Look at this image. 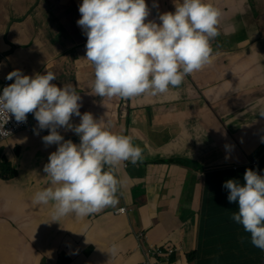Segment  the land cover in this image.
<instances>
[{
  "label": "crops",
  "instance_id": "obj_1",
  "mask_svg": "<svg viewBox=\"0 0 264 264\" xmlns=\"http://www.w3.org/2000/svg\"><path fill=\"white\" fill-rule=\"evenodd\" d=\"M82 2L0 0V55L6 54L0 59V86L14 82L6 77L15 69L29 76L55 73L51 83L71 84L79 93L81 114L89 112L112 132L131 136L143 158L119 165L123 186L116 207L52 221V203L37 205L33 198L52 187L44 166L58 145H45L49 129L40 130L29 113L33 129L0 142V264H143L139 232L147 237L144 250L179 249L162 264H242L240 258L263 255L233 219L238 202H229L223 184L229 179L243 183L247 169L264 176V35L252 34L264 33V9L244 8L237 0L232 11L224 9L226 24L218 23V41L210 43L216 45L211 63L224 83L205 88L194 78L183 93L171 87L162 95L122 99L94 95V73L81 75L75 66L86 51L76 33L77 27L83 30L77 24ZM247 11L257 25L249 24L251 17L235 25L231 17ZM243 30L249 35L240 39ZM121 102L127 111L124 130L114 110ZM69 123L78 125L80 117L73 115ZM57 131L64 140L80 143L72 128ZM210 197L221 204L206 217ZM124 206L132 211L114 214ZM260 261L264 264V256Z\"/></svg>",
  "mask_w": 264,
  "mask_h": 264
},
{
  "label": "clouds",
  "instance_id": "obj_2",
  "mask_svg": "<svg viewBox=\"0 0 264 264\" xmlns=\"http://www.w3.org/2000/svg\"><path fill=\"white\" fill-rule=\"evenodd\" d=\"M79 12L77 24L87 36L85 57L94 66L91 87L101 97L168 93L170 86L178 87L186 75L211 63L210 40L220 34V11L205 0L175 3L174 12L160 14V23L146 22V0H83ZM6 78L14 82L4 87L0 110L11 113L17 122L33 113L39 129H49L42 138L45 145H58L44 166L52 187L37 191L33 202H51L52 221L116 207L123 186L119 165L142 161L143 149L133 144L131 136L104 127L91 113L81 114L79 93L71 84L51 83L57 79L55 73L29 76L15 69ZM73 115L80 117L78 125L69 123ZM58 127L72 128L80 143L64 140ZM243 180L229 179L223 187L229 190V202H238L233 219L250 233L251 243L264 251V176L247 169ZM116 250L114 244L111 254Z\"/></svg>",
  "mask_w": 264,
  "mask_h": 264
},
{
  "label": "water",
  "instance_id": "obj_3",
  "mask_svg": "<svg viewBox=\"0 0 264 264\" xmlns=\"http://www.w3.org/2000/svg\"><path fill=\"white\" fill-rule=\"evenodd\" d=\"M214 0H206V3H213ZM219 10V8H217ZM221 10H224V8H221ZM227 13L224 15V22L226 24V19H227ZM247 19L244 18V20L242 22H246ZM220 23H223V21H220ZM240 24L239 22H236L235 25ZM76 33L78 34V36H80L83 41L86 43L87 41V36L84 34L83 30L79 29L78 27L76 28ZM249 35L247 30H243V32L239 33V38L240 39H244L247 38V36ZM219 38V35L217 36ZM85 44L82 43V46H84ZM216 45H211V47L213 48ZM6 54L1 53L0 55V59L5 56ZM86 56V51L81 54L76 60V68L79 69V72L81 75H87V74H91L94 73V66L92 65V63L85 57ZM214 64H206L204 69L198 70L197 75H194V73L192 74H188L184 77V80L182 81L181 85H179L178 88H176V90L178 91V93L180 92V87L184 88L185 90L190 88L192 86V84L195 83L194 78H196L197 80V84L201 85V86H205L206 87H212L214 85L218 84H222L224 83V78L222 77V75H220V73L218 71H216L213 68ZM227 77V76H226ZM204 88V89H205ZM203 99H205V94H203L201 96ZM117 110L118 113V117H117V122L119 123L120 129L124 130L125 128L128 129L127 126V116H126V109L124 106V103L121 102L118 104V106L114 109ZM169 181H170V176H169Z\"/></svg>",
  "mask_w": 264,
  "mask_h": 264
},
{
  "label": "built area",
  "instance_id": "obj_4",
  "mask_svg": "<svg viewBox=\"0 0 264 264\" xmlns=\"http://www.w3.org/2000/svg\"><path fill=\"white\" fill-rule=\"evenodd\" d=\"M9 85V83H2L0 86V95L3 93L4 87ZM33 124H31V120L29 114H27L26 121L17 122L15 117L11 113H6L3 110H0V130L4 129V131H0V142L13 137L16 133L20 131H31L33 129ZM125 167H129L128 164ZM132 211V208H128L126 206L117 208L114 210L115 215H122ZM138 238V248L144 251L145 261L143 264H162L169 263L174 255L179 251L178 248L174 247H154L150 246L148 249L142 248V242L147 239L144 232H139L136 234ZM156 259L154 262L152 259ZM162 261V262H161Z\"/></svg>",
  "mask_w": 264,
  "mask_h": 264
},
{
  "label": "flooded vegetation",
  "instance_id": "obj_5",
  "mask_svg": "<svg viewBox=\"0 0 264 264\" xmlns=\"http://www.w3.org/2000/svg\"><path fill=\"white\" fill-rule=\"evenodd\" d=\"M237 1L244 8L253 7L254 10L259 8L258 0H237ZM174 2L179 4L182 2V0H146V4L149 7V15L146 18V22L147 21H155L157 23H160L161 21L159 20V16L161 13H163V12H174L175 11V3ZM205 3H206V0H205ZM218 3H223L220 8L231 10L232 0H224V1L214 0L212 5L216 8H218L216 5ZM224 14H226V13H224ZM250 17H251V13H250V11H247L241 15L231 17V19L234 23H236V22H240L241 20H244V18H246L248 21ZM220 21H223V23H225L224 18L221 19ZM249 24H251L252 26H254L255 24L257 25V19H255L252 16ZM252 34L254 36H258V37L259 36L261 37L264 35L263 32H258V31H255V33H252Z\"/></svg>",
  "mask_w": 264,
  "mask_h": 264
},
{
  "label": "trees",
  "instance_id": "obj_6",
  "mask_svg": "<svg viewBox=\"0 0 264 264\" xmlns=\"http://www.w3.org/2000/svg\"><path fill=\"white\" fill-rule=\"evenodd\" d=\"M263 158H264V156H263ZM262 162H264V159L262 160ZM220 200L218 198H215V197H210L206 200V208H207V210L209 209L211 211L210 213H207L206 217H212L213 216L214 207L219 206L221 204ZM237 230H239V229H237ZM262 256H264V254L263 255L260 254V255H258L257 258H253V259L240 258V261L242 262V264H262L260 261V258ZM237 261H239V260H237Z\"/></svg>",
  "mask_w": 264,
  "mask_h": 264
},
{
  "label": "rangeland",
  "instance_id": "obj_7",
  "mask_svg": "<svg viewBox=\"0 0 264 264\" xmlns=\"http://www.w3.org/2000/svg\"><path fill=\"white\" fill-rule=\"evenodd\" d=\"M258 2H259V9H260V10H263V9H264V0H258ZM220 12H221V10H220ZM222 17H223V16H222V14L220 13V17H219V18H222ZM217 41H218V37H216L215 39L210 40V43L213 44V43H216ZM230 51H233V49L231 48ZM227 56L233 57V55L230 54V53H229V55H227ZM178 87H179V86H178ZM178 87H176V88H178ZM170 88H171V86H170ZM179 89H180V92H179V93H183V92H185V89H184V88L180 87Z\"/></svg>",
  "mask_w": 264,
  "mask_h": 264
},
{
  "label": "bare ground",
  "instance_id": "obj_8",
  "mask_svg": "<svg viewBox=\"0 0 264 264\" xmlns=\"http://www.w3.org/2000/svg\"><path fill=\"white\" fill-rule=\"evenodd\" d=\"M222 1H224V0H222ZM222 4H223V3H218V4H216V5H217V7L219 8V11L221 10V8H220V7H221V5H222ZM220 13H221V14H222V16L224 17V15H225L224 13H225V12H223V10H221V12H220ZM223 17H222V18H219V21H220L221 19H223Z\"/></svg>",
  "mask_w": 264,
  "mask_h": 264
}]
</instances>
